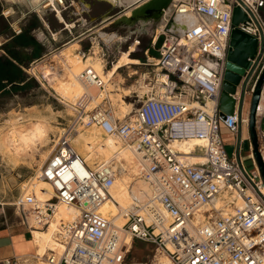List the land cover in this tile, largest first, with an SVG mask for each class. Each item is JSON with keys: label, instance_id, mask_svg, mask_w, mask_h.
Instances as JSON below:
<instances>
[{"label": "built area", "instance_id": "obj_1", "mask_svg": "<svg viewBox=\"0 0 264 264\" xmlns=\"http://www.w3.org/2000/svg\"><path fill=\"white\" fill-rule=\"evenodd\" d=\"M242 1L244 5L239 0L175 3L153 39L156 46L163 36L158 57L144 63L154 67L143 72L150 74L145 78L148 90L144 96L135 92L137 107L131 114L116 116L108 98L105 106H76L72 120L59 132L52 156L35 174L50 182L53 194L38 198L22 191L12 202L31 233L48 229L55 220L54 238L61 250L42 254L36 250L29 256L6 258L3 264H128L126 254L134 240L154 244L174 264H264V199L257 191L264 195L260 188L264 184L256 164L253 172L244 166L250 180L246 177L236 156L228 152L221 132L222 124L238 132L237 108L225 117L219 108L233 9L239 5L250 16L248 6L260 17L262 0ZM40 3L58 6L60 11L68 7L66 0ZM178 14H192L196 20L183 32H176L177 25L171 20ZM261 23L264 27V21ZM247 29L258 34L254 24ZM81 78L87 84H105L90 66L81 72ZM261 106L260 100L257 113ZM244 114L242 122L249 123V112ZM79 126L101 127L134 146L140 156L141 173L151 194L145 201L122 208V224L101 212L119 177L118 168L112 160L89 163L78 152L73 138ZM179 140H199L201 144L180 152L174 145ZM257 141L264 160V130H257ZM88 147L96 149L92 142ZM226 189L236 190L242 204L222 211L215 202ZM61 204L74 212L56 220ZM200 211L207 219L195 226L193 217Z\"/></svg>", "mask_w": 264, "mask_h": 264}, {"label": "bare ground", "instance_id": "obj_2", "mask_svg": "<svg viewBox=\"0 0 264 264\" xmlns=\"http://www.w3.org/2000/svg\"><path fill=\"white\" fill-rule=\"evenodd\" d=\"M117 1L121 4L127 3L131 5V3L133 4L139 2L140 0ZM173 5L174 4L166 10L164 17H162L158 23V30L154 40L157 39L158 33L162 30L167 20V14L172 9ZM124 12L127 16H129L131 14V8L128 7ZM57 13L59 18L64 20L60 10H57ZM194 21L195 18L192 14H178L175 17L174 24L177 25V28H179L181 32H183L185 27L189 24L191 25ZM67 25L74 26L73 23H67ZM135 45L136 44H134L133 47ZM78 47L79 44L77 41H71L67 44V46L64 48L62 47L60 51L52 55L53 57H58L62 62L63 69L65 70L64 75H60L56 69L52 70L51 65H41L40 72L42 73V76L48 80V83L54 88L62 101L69 107L73 108L75 105L84 103L86 107L90 108L93 104L98 105L100 102L104 101L107 96H110L109 88H107L109 82L107 81L109 77L112 76V72H116V70L124 66L126 62L120 61L114 64L111 69H106V64L104 63L105 61L99 56L91 54L84 57L82 53L74 51ZM149 57L153 59L152 56ZM38 66L39 64H34L29 70L34 73ZM89 66L105 80L104 87L87 84L82 80L81 72ZM148 75L150 74L144 73L142 81H140L143 83V85H141L143 90L142 93H139V96H144L143 94H145L148 90V84L145 81V78ZM122 91L126 95L130 92L128 89H123ZM118 93L115 92L112 94L113 96L111 95V97H113L112 99H114V103L118 102L117 106L110 107L116 116L124 117L131 114L136 106H134L131 101H126L123 98V93ZM263 100L264 83L261 90V103ZM102 105L105 106L106 104L104 103ZM18 119L20 118H17L16 121ZM16 121L12 123L6 135L0 137V152L9 159L13 160L15 163L23 154L29 152V150L37 149L39 144H42V146L48 145L50 141V126L47 118L45 119L40 117L27 127L18 126L19 124L16 125ZM73 140L78 152H82L81 154L86 157L89 163L112 160L113 165L118 168L119 177L115 180L113 186L111 187V197L104 203L101 208V212L106 216H115L114 221L117 224H122L124 222V218L121 214L122 208L128 206L132 202L140 203L145 201L151 194L150 184L141 173L140 156L138 152L134 146L122 142L120 138L106 133L98 126H91L89 128L79 126ZM88 142H92L94 148L96 149H89ZM200 144L201 142L199 140H179L174 143L175 147L179 149L180 152H187L190 148H196ZM53 148L54 146L48 151L45 150L41 152L40 159L38 160V172L42 170L46 162L52 156ZM96 156L99 159H97ZM189 160L194 161L196 160V157H189ZM260 188L264 193V187L261 186ZM23 191L33 192L38 198H46L53 194V188L50 182L43 178H36V176H33L30 181L24 184ZM241 204L242 197L238 195L234 189L224 190L215 202V206L222 211L233 209L235 206H239ZM69 211L74 212L73 208L70 209L65 204H61L56 220H58L60 216H66ZM206 219V214L201 211L197 212L193 217V224L195 226H200ZM56 225L57 223L54 220L48 229H34L32 231L34 242L38 246L41 254L46 252L47 249H50L51 246L56 248L57 251L61 249L60 244L54 238ZM157 259L156 264H174L168 255H162Z\"/></svg>", "mask_w": 264, "mask_h": 264}, {"label": "rangeland", "instance_id": "obj_3", "mask_svg": "<svg viewBox=\"0 0 264 264\" xmlns=\"http://www.w3.org/2000/svg\"><path fill=\"white\" fill-rule=\"evenodd\" d=\"M105 5L106 2L103 0H97L94 10L98 12V10L102 9L100 7H104ZM173 11L174 8L169 11L168 16ZM107 24L88 19L85 22L78 23L69 38H73L72 41H76L79 33H85L84 36L88 35L80 46L82 51H86L84 57L91 54L99 56L105 61L106 69H111L114 64L120 61L126 62L116 72H112L113 77H109L107 88H109L110 96L106 98L110 100L111 106L115 107L118 102H115V104L111 95L115 92L123 93V89H128L130 90L129 94L123 93V98L126 101H131L136 106L134 102L135 92L142 93L143 88L141 85L143 83L140 81H142L143 72L154 67L144 65V63L152 60L149 56L158 57V47L163 40V36L161 35L156 46H153L157 25L154 26L151 22L147 23L144 27H133L130 31L125 28L117 30L109 27ZM67 34L64 33L62 40H64ZM62 40L58 41L59 48L54 53L60 51L62 47L67 46V44H62ZM134 44L136 45L133 47ZM74 51L80 52L77 49ZM52 55L50 54L40 64L51 65L52 70L56 69L60 75H64L65 70L63 69L62 62L58 57H53ZM32 65L26 66L27 69H24L25 79L20 83H16V87H12V84H9L4 91L0 92V137L6 135L17 118L20 119L16 121V125L19 124L18 126L27 127L33 121L42 117L47 118L49 121L50 141L45 146L39 144L38 150H29L16 163L0 152V225L2 222H6V217H16V209L12 204L14 198L23 191L24 184L30 181L38 172V160L40 159L41 152L48 151L54 146L59 132L72 120L76 106H80L79 104L71 108L63 102L54 88L48 83V80L42 76L40 72L41 65L38 66V70L35 69L34 73L29 70ZM104 103L105 101H102L98 105L102 106ZM94 106L96 105L93 104L90 108ZM226 148L231 154L233 145L229 144ZM96 158L99 159L97 156ZM244 165L249 172H253L256 167L252 157H247L244 160ZM3 208L5 209L4 212L2 211ZM130 250L126 254L128 264H156L157 258L167 255L165 252L157 250L154 244L143 240H134L130 246Z\"/></svg>", "mask_w": 264, "mask_h": 264}, {"label": "crops", "instance_id": "obj_4", "mask_svg": "<svg viewBox=\"0 0 264 264\" xmlns=\"http://www.w3.org/2000/svg\"><path fill=\"white\" fill-rule=\"evenodd\" d=\"M96 1L66 0L68 7L60 11L64 18V20H61L57 13V10L60 8L58 6L57 9L51 6L43 7L40 3L41 0H0V56L4 55L10 58L18 63L23 70H26V66L30 64L43 65L40 62L49 57L50 54L52 55L59 48L58 41L63 39L64 33L68 34L62 40L63 45L73 40L69 36L73 34V29L78 23L85 22L88 19L103 22L106 17L115 15L120 11L124 12L130 6V4H120L117 0H103L106 2V5L100 7L102 9L96 12L94 10ZM133 4L131 3V5ZM259 16V19L264 21V0L259 5ZM67 23H73L74 26H68ZM19 29H21V32L17 33ZM157 30L158 25L156 34ZM84 34L79 33L76 41L79 44L77 50L85 56L86 51H82L80 47L82 41L88 36H84ZM13 56L20 57L21 63L17 62ZM243 112L245 113L244 115L248 112L247 105H245ZM256 118V129L264 130V100ZM248 127L249 123L242 122L243 138L248 136ZM221 132L225 145H233L231 155L236 156L238 132H231L223 124ZM240 155L243 166H245L244 160L247 157H252L251 152L245 150H241ZM2 211L4 212L5 209L3 208ZM5 221V223L2 222L0 225V264H3L6 258L23 255L29 256L34 254L36 250H39L34 242L33 232L31 233L27 226L20 221L18 213L16 217H6ZM47 250L57 251L52 246Z\"/></svg>", "mask_w": 264, "mask_h": 264}, {"label": "water", "instance_id": "obj_5", "mask_svg": "<svg viewBox=\"0 0 264 264\" xmlns=\"http://www.w3.org/2000/svg\"><path fill=\"white\" fill-rule=\"evenodd\" d=\"M178 1V0H177ZM175 0H141L128 7L131 14L127 16L120 11L115 15L106 17L105 22L109 27L128 31L133 27H144L151 22L158 25L165 12ZM243 5V1L239 0ZM174 5L172 9L174 8ZM246 6V5H245ZM250 16L237 5L233 9V29L231 32L227 60L225 63L224 80L220 95V114L225 117L233 114L237 108L238 113V134L236 143V159L246 177L250 180L241 160V150L250 151L259 170L261 180L264 184V160L258 149L257 141V107L261 100V90L264 83V27L253 11L246 6ZM171 20L174 23L175 17ZM256 25L258 34H254L247 29L249 25ZM190 25V24H189ZM188 25L185 27L184 30ZM176 32H181L176 30ZM253 87V90L251 88ZM247 105L249 112L248 136L242 135V114ZM264 199V195L257 188Z\"/></svg>", "mask_w": 264, "mask_h": 264}, {"label": "trees", "instance_id": "obj_6", "mask_svg": "<svg viewBox=\"0 0 264 264\" xmlns=\"http://www.w3.org/2000/svg\"><path fill=\"white\" fill-rule=\"evenodd\" d=\"M17 62L21 63L18 56H13ZM24 70L20 65L6 56H0V92L4 91L9 84L16 87V83H20L25 79Z\"/></svg>", "mask_w": 264, "mask_h": 264}]
</instances>
